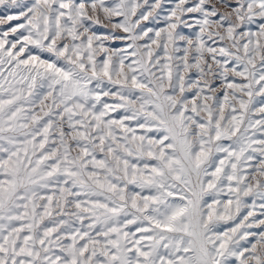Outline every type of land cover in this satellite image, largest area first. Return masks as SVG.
I'll use <instances>...</instances> for the list:
<instances>
[{"label":"snow or ice","instance_id":"6c2138e0","mask_svg":"<svg viewBox=\"0 0 264 264\" xmlns=\"http://www.w3.org/2000/svg\"><path fill=\"white\" fill-rule=\"evenodd\" d=\"M0 264H264V0H0Z\"/></svg>","mask_w":264,"mask_h":264}]
</instances>
